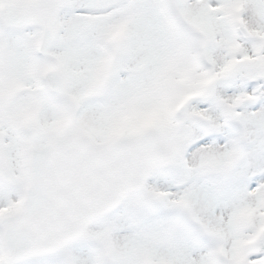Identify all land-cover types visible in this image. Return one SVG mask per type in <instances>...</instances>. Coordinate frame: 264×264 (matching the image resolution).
<instances>
[{"label":"snow or ice","instance_id":"6c2138e0","mask_svg":"<svg viewBox=\"0 0 264 264\" xmlns=\"http://www.w3.org/2000/svg\"><path fill=\"white\" fill-rule=\"evenodd\" d=\"M0 264H264V0H0Z\"/></svg>","mask_w":264,"mask_h":264}]
</instances>
